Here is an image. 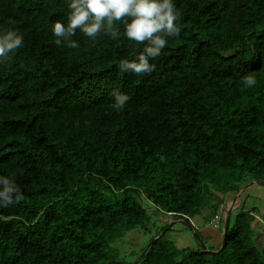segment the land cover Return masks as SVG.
Segmentation results:
<instances>
[{
	"label": "trees",
	"instance_id": "obj_1",
	"mask_svg": "<svg viewBox=\"0 0 264 264\" xmlns=\"http://www.w3.org/2000/svg\"><path fill=\"white\" fill-rule=\"evenodd\" d=\"M69 3L0 0V34L23 37L0 58V176L22 194L0 206V264H264L243 204L220 250L222 224L206 248L176 246L166 224L119 261L150 210L208 223L246 183L264 184V0H173L179 35L141 75L118 67L143 49L122 34L57 45ZM116 91L129 96L119 112Z\"/></svg>",
	"mask_w": 264,
	"mask_h": 264
},
{
	"label": "clouds",
	"instance_id": "obj_2",
	"mask_svg": "<svg viewBox=\"0 0 264 264\" xmlns=\"http://www.w3.org/2000/svg\"><path fill=\"white\" fill-rule=\"evenodd\" d=\"M68 7L70 11L67 13L66 25L60 21L52 25L57 45L64 42L68 48H77V42L72 39L77 31L93 40L101 33L113 39L122 34L129 41L143 45L141 54L135 59H122L119 62L121 72L141 75L154 71L150 58L155 59L161 54L168 43L167 37L179 35L180 32L173 0H70ZM119 25L123 26V33ZM22 45L21 34L15 30H5L0 34V58H8ZM244 84L252 87L256 80L248 76ZM113 95V108L119 112L125 107L129 96L118 91ZM21 199L22 194L17 185L8 177L0 176V206L6 208L19 203Z\"/></svg>",
	"mask_w": 264,
	"mask_h": 264
},
{
	"label": "rangeland",
	"instance_id": "obj_3",
	"mask_svg": "<svg viewBox=\"0 0 264 264\" xmlns=\"http://www.w3.org/2000/svg\"><path fill=\"white\" fill-rule=\"evenodd\" d=\"M236 203L237 201L235 204ZM240 204H243L246 209L252 207L259 215H264V185H256L254 191L248 190L246 194L242 196ZM149 214L152 222L149 226V231L135 230L128 233L126 236L127 242H124L123 245H121L120 254L122 258L119 261L123 258L124 260L126 258V260L132 258L130 255L135 257L142 247L147 246L149 236L155 234L157 229H160L166 224L168 225V231L165 236L178 247L197 248L200 246L201 248H204L218 245L219 241L217 237L219 228H207L211 226L206 222L204 223L203 219L198 215L189 218V222L192 224V227H190L188 222L183 219H172V217L161 215L153 209L149 211ZM223 221L221 228L223 227ZM262 226L264 227V225ZM199 235L203 238V241L200 239ZM257 239L258 238L256 237V245L258 247H264V238L261 240ZM118 244L120 245L121 243Z\"/></svg>",
	"mask_w": 264,
	"mask_h": 264
},
{
	"label": "water",
	"instance_id": "obj_4",
	"mask_svg": "<svg viewBox=\"0 0 264 264\" xmlns=\"http://www.w3.org/2000/svg\"><path fill=\"white\" fill-rule=\"evenodd\" d=\"M254 182H255V183H258L257 181L253 180V181L250 182L249 184H247V185L241 187L240 190H239L238 192H236V193L233 195V197L231 198V200H228V201H227V208H226V212H225V216H224V221H223V227H222L221 243H220V247H219L218 250L222 249V247L224 246L225 237H226L227 230H228V226H229V217H230V214H231L232 210H233L234 207H235V202H236V200L239 199L240 196H241V194L243 193V191H244L245 189H247L248 187H250ZM176 219H178V220H179V219H183V220H185L184 218H176ZM189 226L192 227V224L189 223ZM160 234H161V233H160ZM160 234H159V235H160ZM159 235L155 236V237L153 238V240L150 242V244H151L152 242H154V241L157 239V237H158ZM150 244H149V245H150ZM147 247H148V246H146L145 250L147 249ZM205 248H206V247H205ZM210 251H211V252H216L217 250H210Z\"/></svg>",
	"mask_w": 264,
	"mask_h": 264
},
{
	"label": "crops",
	"instance_id": "obj_5",
	"mask_svg": "<svg viewBox=\"0 0 264 264\" xmlns=\"http://www.w3.org/2000/svg\"><path fill=\"white\" fill-rule=\"evenodd\" d=\"M256 185H261L260 183H253L250 187H248L247 189H245L244 191H243V193L241 194V196H240V198L239 199H237L236 201H237V203L235 204V207L234 208H236L237 206H239L240 205V201H241V199H242V196L244 195V194H246V192L248 191V190H250V191H254L255 190V186ZM264 185V184H263ZM246 196H248V195H246ZM233 197V196H232ZM231 200V199H230ZM246 209V208H245ZM247 210L248 211H252L255 215H256V217H255V220L253 221V226H254V228H256V231H257V235H256V237L258 238L257 240H261L262 238H264V227L262 226V225H264V215H259L252 207H250V208H247Z\"/></svg>",
	"mask_w": 264,
	"mask_h": 264
},
{
	"label": "built area",
	"instance_id": "obj_6",
	"mask_svg": "<svg viewBox=\"0 0 264 264\" xmlns=\"http://www.w3.org/2000/svg\"><path fill=\"white\" fill-rule=\"evenodd\" d=\"M226 207H227V200L225 201V205L219 206V212L214 214L207 224H209L213 228L221 225L225 216ZM249 213L256 217V215L252 211H249Z\"/></svg>",
	"mask_w": 264,
	"mask_h": 264
}]
</instances>
